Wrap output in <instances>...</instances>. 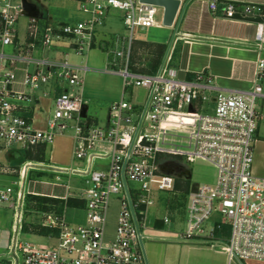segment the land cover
I'll use <instances>...</instances> for the list:
<instances>
[{
    "label": "built area",
    "instance_id": "1",
    "mask_svg": "<svg viewBox=\"0 0 264 264\" xmlns=\"http://www.w3.org/2000/svg\"><path fill=\"white\" fill-rule=\"evenodd\" d=\"M51 1L0 0V153L51 145L58 135L73 131L74 161L86 165V170H49L58 182L68 175L83 177V184L66 186L64 197L48 198L83 202L85 217L81 224H70L67 208L62 214L44 213L40 228L49 230L55 243L23 244L19 232L23 231L26 196L43 195L25 190L32 164L16 169L0 162V176L21 178L16 191L0 187V206L13 208L17 223L9 252L0 256V264H149L144 242L155 237L149 229L151 220L157 219L158 196L174 192L176 178L184 171L177 168L175 157L211 164L216 181L190 191L184 233L165 230L173 225L171 215L166 214L160 218L166 228L157 238L223 244L220 249L229 264H264V178L252 171L258 122L263 117L258 103L264 96L260 86L264 59L255 66L256 86L249 92H223L206 72L180 78L171 65L174 47L155 72H137L131 59L134 31L163 27L162 8L141 0H74L85 20L53 25V18H41L37 9V4ZM26 4L36 7L35 14L25 9ZM208 6L211 12L221 11L227 20L253 23L256 47L264 49V5L212 0ZM113 10L122 13L125 31L116 38L109 62L113 67L120 62V69L106 71L121 76L123 90L120 101L108 110L106 125L98 126L86 115L79 73L87 68L74 65L69 58L71 53L82 56L98 45L97 32ZM23 17L26 23L21 26ZM60 44L68 45L71 53L64 52L60 60L36 57L39 49L55 50ZM7 46L12 47V54L4 53ZM135 88L146 91L142 104L126 101L127 91ZM41 97L52 101L46 131L33 127L32 118L27 117L31 111L24 106L36 104ZM97 148L110 151L100 153ZM106 159L105 171L93 170L96 160ZM112 197L119 199L120 212L114 241L106 243V212ZM213 215H220L221 221L209 224ZM225 226L228 237L217 238L216 232Z\"/></svg>",
    "mask_w": 264,
    "mask_h": 264
},
{
    "label": "rangeland",
    "instance_id": "2",
    "mask_svg": "<svg viewBox=\"0 0 264 264\" xmlns=\"http://www.w3.org/2000/svg\"><path fill=\"white\" fill-rule=\"evenodd\" d=\"M37 9L41 18L47 20L52 17L54 22L52 23L53 25L60 23L59 21L64 24L75 25L86 18L79 10L78 5L74 0H52L48 4H37ZM161 16L162 15L159 14V19ZM122 18L123 15L121 12L114 10L111 11L104 22V26L97 32L98 45L91 51L84 53L82 56H77L74 53L70 54V60L74 65L88 66L89 69L95 70L85 74L79 73V75L84 78L83 93L87 102L85 108L86 115H88L91 120H94L95 124L98 126L106 125L108 110L111 104L113 102L120 101L122 97L123 79L119 76L111 75L106 72L109 68L114 70L120 69L119 64L115 67L108 64L112 58L111 54L114 50V42L116 38L118 36L121 37L125 31ZM25 23L26 18H21L20 25L22 26ZM165 32L168 33L167 30H165ZM163 36V32L156 31L152 28L144 30L135 29L131 59L134 57L137 59L136 53H140V51L144 50V48L137 45L138 42L146 40H157L160 42ZM104 42H106L105 45L101 46L100 43L104 44ZM62 45L64 44H60L58 47L61 48ZM65 46L63 50L60 49L58 52L63 54V51L66 49ZM3 51L5 54H12L13 52L12 47L10 46L5 47ZM41 52L42 51H40V53ZM50 55L54 56L47 51L46 56ZM137 60L138 62L136 63L133 59L137 65L136 68H134V71L146 73L152 69L153 64L151 61L154 60V58L149 59V61L146 59L142 61L139 58ZM127 92L128 97L126 96V101L138 104H142L144 102L146 95V91L144 89H129ZM50 110V113L52 114L53 108L51 107ZM65 134H69L72 137L73 131L69 130V132ZM12 151V153L16 156L19 154H22L23 156L24 153L19 150ZM96 151L100 153H108L110 150L97 148ZM20 155L18 156V161L6 159L5 155H3L2 159L4 164L7 166L12 167L16 166V164H21L20 167H22L24 165V162L22 163V161L31 159H26ZM173 160L176 162L178 169L184 170L183 174L176 178V190L174 192L161 193L158 196L156 209L158 212H164L159 213L162 217L166 214L171 215L173 225L169 228H166L163 225L168 233L182 234L186 230V206L190 191L205 184L214 185L216 181V169L211 164L200 160L188 162L184 158L180 157H175ZM108 165V159L96 160L94 162L93 170L105 171ZM71 167L80 170H86L87 168L86 165L80 162H75ZM42 176L43 175H37V172H29L25 183V190H36L38 192L45 191V189L48 190L51 188L50 186L40 184L41 182L45 183L47 181L50 185L52 183L59 184L60 187L57 189V193L60 191L62 195H65L66 186L73 188L81 187L84 180L83 177H69L68 175H62L60 181L58 182L54 179L55 177L52 174H49L45 179H42ZM20 180L21 178L18 175L0 176V187L5 188L10 186L16 191L18 189L17 184ZM71 194L73 193L71 192ZM54 210L55 209L52 204H48L47 206L41 204L39 205L35 199L26 196L22 224L23 231L19 232L20 242L23 244L34 243L36 245H53L55 241L49 238L51 232L48 234L46 233L45 235L41 234L42 229L40 228V222L42 221L44 213L53 212ZM14 212L15 210L11 207L0 206V256L8 254L9 247L16 235L14 226L17 227V223L15 221ZM119 212V199L117 197H112L111 200H109L106 212V224L104 229V241L106 243L114 241ZM65 213L66 221L70 224H81L84 221L85 209L83 207L67 208ZM221 219L222 217L220 215H213L209 220V224L221 221ZM227 229L228 228L226 227L224 235L228 237L229 229ZM144 245L149 264H228L225 253H223L220 249L223 244L203 245V243L197 240L176 241L171 238L160 240L155 235V237L145 241ZM222 255L226 258V260L222 258ZM247 262H250L248 264H253V261Z\"/></svg>",
    "mask_w": 264,
    "mask_h": 264
},
{
    "label": "crops",
    "instance_id": "3",
    "mask_svg": "<svg viewBox=\"0 0 264 264\" xmlns=\"http://www.w3.org/2000/svg\"><path fill=\"white\" fill-rule=\"evenodd\" d=\"M210 1L212 0H182L183 4L174 26L172 28H152L163 32L164 36L160 42L157 40L138 42L137 45L144 48V50L136 53V58L142 61L144 59L149 61V59L154 58V60H150L151 63L154 65L157 62L159 67L169 49L174 47L171 65L179 72L180 78L191 79L197 73L206 72L213 77L215 85L223 92H249L256 86L255 66L260 59H264V49L259 51L256 47L255 36L257 28L253 23L227 20L223 17L221 11L211 12L208 6ZM218 1L264 5V0ZM105 43H100V45L104 46ZM65 45L60 46L61 48L57 47L55 50L39 49L36 57L41 58L43 56L52 60H60L62 53L58 51L60 49L63 50ZM65 47L66 49L63 52L71 53L68 45ZM40 51L42 52L40 53ZM47 51L54 56H46ZM133 59L136 63L138 62L135 57ZM118 64L120 65L121 63L118 62ZM76 66L87 68L84 69L85 72L83 74L95 71L94 69H89L88 66ZM151 71L152 69L146 73H151ZM107 73L119 76L115 73ZM21 79L22 74L18 73V81H21ZM260 86L264 93V72ZM16 88L20 90V85H17ZM38 95L36 97L41 96L40 94ZM24 106L27 110L31 111L28 115H31L33 127L37 130L46 131L48 129L49 118L51 117L50 109L52 101L49 98L41 97L39 101H36V104L27 103ZM258 110L263 117L258 122L252 171L255 177L264 178V96L259 100ZM73 142V137L69 134L58 135L53 144L40 145L26 151L19 150L24 152L23 156L22 154L19 155L26 159H31L23 161L24 164H32L34 170H31L30 173L37 172V175H43L41 178L45 179L49 174H52L49 169L73 168L71 167L75 163ZM12 152V150H9L0 153V162L4 163L2 159L3 155H5L6 159L18 161L19 155L16 156ZM20 165L16 164V166L12 167L18 169ZM40 184L50 186L51 188L45 189L42 192L36 190H31V192L45 197L52 195L57 197L65 196L60 191L58 192L59 194L57 193V189L60 186L54 187L52 185L54 183L50 185L46 181ZM159 213L164 212H158L156 209L157 219L151 220V228L149 229L151 236H155L159 231L164 229V227L162 230L156 228L158 222L162 223L160 220L162 215ZM225 257L222 255V258L226 260ZM248 263L250 262L245 264ZM252 263L259 264L254 261Z\"/></svg>",
    "mask_w": 264,
    "mask_h": 264
},
{
    "label": "trees",
    "instance_id": "4",
    "mask_svg": "<svg viewBox=\"0 0 264 264\" xmlns=\"http://www.w3.org/2000/svg\"><path fill=\"white\" fill-rule=\"evenodd\" d=\"M157 67H158V63L156 62L152 67L151 73L154 72L157 69ZM28 118L30 119L31 115H28ZM29 197H32L33 199H35L39 205L41 204V205L47 206L48 204H52L54 206V209H55L54 211H56L58 214H62V212L64 211L65 208H80V207L84 206L83 202H81L77 199H74V198H69L67 201H64L62 199H52V198H48L45 196H31L30 195ZM156 228L162 230L163 229V223L158 222L156 224ZM225 228L223 229V231L216 232L217 238H227V236L224 235ZM46 233L48 234L49 230H46V229L41 230L42 235H45Z\"/></svg>",
    "mask_w": 264,
    "mask_h": 264
},
{
    "label": "water",
    "instance_id": "5",
    "mask_svg": "<svg viewBox=\"0 0 264 264\" xmlns=\"http://www.w3.org/2000/svg\"><path fill=\"white\" fill-rule=\"evenodd\" d=\"M144 3L158 6L163 9V27L172 28L177 19L178 13L182 6V0H141ZM184 7V5H183ZM182 7V8H183ZM25 9L29 12H36V7L25 5Z\"/></svg>",
    "mask_w": 264,
    "mask_h": 264
}]
</instances>
